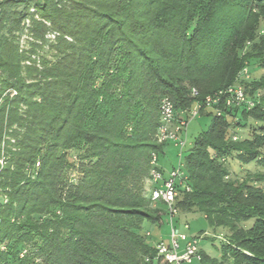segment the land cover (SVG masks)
<instances>
[{"label": "trees", "instance_id": "trees-1", "mask_svg": "<svg viewBox=\"0 0 264 264\" xmlns=\"http://www.w3.org/2000/svg\"><path fill=\"white\" fill-rule=\"evenodd\" d=\"M250 60L264 0H0V264H171L143 228L168 219L159 101L200 111ZM239 83L252 106L209 108L182 150L176 209L225 231L199 264H264V75ZM228 156L261 170L232 177Z\"/></svg>", "mask_w": 264, "mask_h": 264}, {"label": "built area", "instance_id": "built-area-1", "mask_svg": "<svg viewBox=\"0 0 264 264\" xmlns=\"http://www.w3.org/2000/svg\"><path fill=\"white\" fill-rule=\"evenodd\" d=\"M192 94H196L194 89H192ZM242 104L249 108L253 102L245 96L243 86L237 83L218 91L212 96H207L204 105L214 109L215 114L219 115L221 113L220 105L232 107ZM199 107L200 105L196 103L189 115L176 117L173 102L168 96H163L159 101L160 123L157 128L156 139L158 142L172 143L178 150V160L174 167L164 173L160 169L155 168L156 157L152 155L151 164L154 168L150 171L152 187L149 193L151 199L161 201L167 211L169 225L167 240L160 239L156 241L154 248L158 257L171 264L188 263L192 259L198 262L200 260L198 239L181 231V227L172 221L177 211L174 205L177 194L175 182L182 175L180 170L182 166V150L187 143L184 131L190 119L196 116ZM234 138L235 136H233ZM182 227L183 229L188 228L186 223H183Z\"/></svg>", "mask_w": 264, "mask_h": 264}, {"label": "rangeland", "instance_id": "rangeland-1", "mask_svg": "<svg viewBox=\"0 0 264 264\" xmlns=\"http://www.w3.org/2000/svg\"><path fill=\"white\" fill-rule=\"evenodd\" d=\"M50 39L53 38V35H48ZM27 36H21L20 38V48L22 50L28 49L29 45L27 43ZM264 75V68H261L258 66L256 61L250 60L247 61L242 69L238 72L237 81L234 83L237 84L240 81H249L252 79H257L259 76ZM260 94V93H259ZM258 93L256 94V99H258ZM193 95V94H192ZM196 103L192 105L191 109L188 110V115L191 113L193 107H195ZM201 107V106H200ZM197 109V107H196ZM185 114L184 111L177 109L175 111V116H183ZM209 107L205 106L202 110L199 111V108L197 110L196 116L192 117L188 123L187 128L184 131V136L186 139V145L190 143L191 141L199 132L205 130L208 127V124L210 122L211 116L209 115ZM251 123V122H250ZM255 122H252L253 124ZM249 123L244 124L243 126H235L233 127V132L235 135L234 139H239L242 137H247L250 135L251 127ZM250 127V128H249ZM233 139V140H234ZM164 153L161 155L158 160L159 162H163L166 160L167 163H173L176 164L178 157L176 154V150H174L171 146L166 144L163 147ZM2 158H0V164H2ZM227 167L231 173L232 177L235 178H244L248 174H251L255 171L261 170L260 167H258L255 163L250 164H242L238 160L234 158V156H228L226 159ZM70 177L72 179H75V173L72 172ZM172 221L174 223H178L179 226H181V231L186 232L188 235L194 236L198 239V247L200 249H203L207 254L212 255L214 257L219 256V240L215 238L213 241L209 240L211 237H215V235L221 236L223 233H225L224 230L217 229L216 231H213L211 227H209L208 223L204 219L203 215L197 211H186V210H177L175 217L172 218ZM183 223H186L188 228L183 229L182 225ZM168 225V219L167 224L164 223V225L157 230L154 226L144 223V230L147 229L148 236L147 241L151 244L155 242V240L158 238L157 236L165 234V231H167V228L169 229ZM219 231V232H218ZM155 237V238H154ZM164 240H167L164 238ZM182 264H199L195 259H192L190 262H182Z\"/></svg>", "mask_w": 264, "mask_h": 264}, {"label": "crops", "instance_id": "crops-1", "mask_svg": "<svg viewBox=\"0 0 264 264\" xmlns=\"http://www.w3.org/2000/svg\"><path fill=\"white\" fill-rule=\"evenodd\" d=\"M189 123V122H188ZM187 126H188V124H187ZM187 126H186V128H187ZM169 146H171L174 150H176V147L173 145V144H171V143H167ZM177 154V153H176ZM178 157V156H177ZM156 166L162 171V172H166V171H168L169 169H171L173 166H174V164L173 163H167L166 162V160H164L163 162H159V160H157V162H156ZM167 233H168V230L167 231H165V234H163V235H160L159 234V236H157L158 238L156 239V240H158V239H164V238H167Z\"/></svg>", "mask_w": 264, "mask_h": 264}]
</instances>
